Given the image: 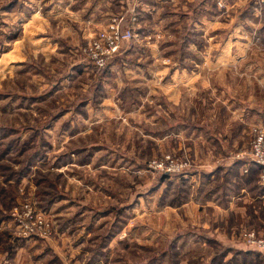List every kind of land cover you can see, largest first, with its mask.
Wrapping results in <instances>:
<instances>
[{
    "label": "rangeland",
    "instance_id": "1",
    "mask_svg": "<svg viewBox=\"0 0 264 264\" xmlns=\"http://www.w3.org/2000/svg\"><path fill=\"white\" fill-rule=\"evenodd\" d=\"M72 1L0 0V264H223L206 196L233 192L219 233L254 252L232 264H264V0H90L93 24ZM22 203L48 235L24 239Z\"/></svg>",
    "mask_w": 264,
    "mask_h": 264
},
{
    "label": "crops",
    "instance_id": "2",
    "mask_svg": "<svg viewBox=\"0 0 264 264\" xmlns=\"http://www.w3.org/2000/svg\"><path fill=\"white\" fill-rule=\"evenodd\" d=\"M156 1L158 3L166 2V0H156ZM167 1L172 2V1H175V0H167ZM71 2H75V1H72L71 0ZM91 3L92 2L90 0H88L85 3H83V1H81L80 2V5H79V7H80L79 10H81L84 5H88V9L86 10L87 12L85 14V15L88 16L87 17V20L88 21H86V24H93L95 22L94 14H96V10H97L98 4L96 3V5L91 6ZM146 3H147V0H142V4L139 5V7H140L139 10H140V12H142V15L144 16L143 18H141V20H144L147 14H156V12H157V10H156L155 7L150 8L149 6L146 5ZM146 6L149 7L148 8L149 10H147V8H145ZM77 13H78V11H77ZM106 14L108 15V13H106ZM35 15H36V13H35ZM156 33L157 32H153L152 33V36L156 35ZM157 34H159V33H157ZM147 36H149V34L146 35L145 37H147ZM151 54H152L153 57L156 56L155 49L152 50ZM221 165H222V162H220V161H216L215 163L205 165V167L203 168V170H205V172L203 173V175H204L203 178L205 179V182H204V180L201 181V183H203V186L206 184V182H207V184L208 183L209 184L210 183H213V181L217 178V176H219V172L218 171L221 169V168H219ZM256 169L257 168H255L254 170H252V172H256L255 171ZM238 170L239 169L236 168L235 171H238ZM260 185L263 186V188L260 189V190L263 191V193H261V195H259L257 198L254 196V198H255L254 200L263 201L264 202V183L263 184H260ZM241 194L242 195L245 194L246 195L245 196L246 198L249 197L248 196V193L245 190H243V189H242ZM206 198H207L206 199V203L207 204H205V205H207L208 207H212L211 208L213 210L212 213L215 215V217L217 219V221H215V223H217V225H215V227L217 229V233L220 236L219 237L220 240L218 239L219 240L218 243L220 245H223V247L227 248V253L226 254H222L223 255L222 258H217L218 261L219 262H223V264L224 263L232 264V263H236L237 262L236 261L237 256H235V252H241L243 254H248V253L254 252L252 249L248 248L245 244L239 243V242L235 241L232 238L231 239L230 238L222 239L221 238V234L219 233V228L221 226H225L226 225L225 222H226L227 217H229V215H232V214H240L241 213V210L236 205V199L237 198H242L241 195L240 194H237L236 192L235 193L234 192L233 193H230L229 196H228V200H229L228 202L229 203H228V206L227 207H223L222 206V204L219 201L220 200V197L210 198L209 196H206ZM215 198H216V201H215ZM241 214L243 215L244 212L241 213ZM194 216H195V219L200 217L199 214L198 215L194 214ZM203 216H204V214H202V217ZM194 223H196V222H193L192 224H194ZM194 225L196 226V224H194ZM198 226H200L203 231H208V232H209V230L212 231L214 229V228L211 229L210 228V225L208 226V225H205L203 223L202 224H198ZM235 231H238V229L237 230H231L232 233L235 232ZM224 236H225V234L223 233V237ZM210 240L211 239H207V240H203L202 239L203 242H205V241L206 242H209ZM195 242H197V241H195V240H192L191 241V243H195ZM259 259L261 261H264V255L263 256H259Z\"/></svg>",
    "mask_w": 264,
    "mask_h": 264
},
{
    "label": "built area",
    "instance_id": "3",
    "mask_svg": "<svg viewBox=\"0 0 264 264\" xmlns=\"http://www.w3.org/2000/svg\"><path fill=\"white\" fill-rule=\"evenodd\" d=\"M110 30H112L111 27ZM115 38L116 40L120 41V37L116 36ZM101 42H103L107 46V50L104 52L98 50L95 54H93V56L103 55L105 53L110 54V51L111 53L114 52L112 50V41H109L106 37L102 35ZM92 60L94 61L92 65L95 69H101L105 66L104 60L98 59V57H95V60L92 58ZM251 161L260 168L264 179V130L258 131L256 137L252 142ZM12 221L14 225L18 228V231L24 233V239H31L37 237L40 238L48 235L50 232L49 225L45 224L44 218L40 216H35L31 206L26 203L19 204L13 208ZM245 237V240L249 244L254 246L256 245L262 250V252H264V237L258 240L254 233L245 234Z\"/></svg>",
    "mask_w": 264,
    "mask_h": 264
}]
</instances>
